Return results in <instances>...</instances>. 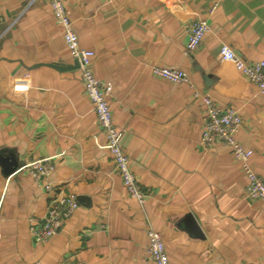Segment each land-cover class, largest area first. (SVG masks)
I'll return each instance as SVG.
<instances>
[{
  "label": "crops",
  "instance_id": "0c3cea01",
  "mask_svg": "<svg viewBox=\"0 0 264 264\" xmlns=\"http://www.w3.org/2000/svg\"><path fill=\"white\" fill-rule=\"evenodd\" d=\"M107 98L131 171L145 193L128 196L84 94L76 59L46 0H0V264H154L147 230L171 264H264V202L244 197L241 163L201 144L199 95L241 118L236 138L264 180V93L219 48L264 60V0H64ZM216 8L209 14V8ZM209 25L186 52L187 26ZM184 70L174 83L152 67ZM59 155L42 179L17 169ZM78 207L50 239L30 220L60 192Z\"/></svg>",
  "mask_w": 264,
  "mask_h": 264
},
{
  "label": "built area",
  "instance_id": "2783aa9c",
  "mask_svg": "<svg viewBox=\"0 0 264 264\" xmlns=\"http://www.w3.org/2000/svg\"><path fill=\"white\" fill-rule=\"evenodd\" d=\"M46 1L50 5L55 21L61 28L65 48L78 61L84 94L93 107L99 128L105 135L106 141L103 147L109 151L115 171L120 176L128 196L135 199L139 204H143L145 193L141 190L136 176L131 171L130 158L121 145L120 134L107 101L111 93V85L104 84L96 78L92 67L94 51L80 46L78 36L72 28V21L65 1ZM215 8L216 3L209 8L208 13L211 14ZM208 30L209 25L205 19L198 18L190 21L187 26L186 52H194ZM219 55L221 59L232 62L242 75L254 83L261 93H264V60H246L225 44L220 46ZM152 73L170 82L191 84L188 74L179 68L154 66ZM194 96L200 97L203 104L204 122L201 144L209 146L217 143L227 147L233 158L241 163L245 177L244 197L248 200L264 202V180L250 168L248 163L252 149L245 147L236 138L241 126V118L231 108H220L210 96L199 95L196 91ZM58 157L52 156L29 161L20 166L17 171L26 172L38 180L42 179L55 167ZM77 207L76 195L61 191L50 201L41 219L30 220L29 233L31 238L35 242L52 238ZM146 233L149 258L154 264H171L161 235L152 228H149ZM64 264L82 263L68 261Z\"/></svg>",
  "mask_w": 264,
  "mask_h": 264
},
{
  "label": "rangeland",
  "instance_id": "374dc122",
  "mask_svg": "<svg viewBox=\"0 0 264 264\" xmlns=\"http://www.w3.org/2000/svg\"><path fill=\"white\" fill-rule=\"evenodd\" d=\"M55 156H59V155H55ZM55 156H53V157H55ZM50 157H52V156H50ZM47 158V157H46ZM59 158V157H58ZM36 160H38V159H36ZM31 161H34V160H31ZM29 162V161H28ZM27 163V162H26ZM26 163H24V164H26ZM131 168V167H130ZM20 172H23V171H20ZM19 173V172H18ZM135 175V174H134Z\"/></svg>",
  "mask_w": 264,
  "mask_h": 264
},
{
  "label": "water",
  "instance_id": "95a60500",
  "mask_svg": "<svg viewBox=\"0 0 264 264\" xmlns=\"http://www.w3.org/2000/svg\"><path fill=\"white\" fill-rule=\"evenodd\" d=\"M76 62H77V66L79 67V64H78V61L76 60Z\"/></svg>",
  "mask_w": 264,
  "mask_h": 264
}]
</instances>
